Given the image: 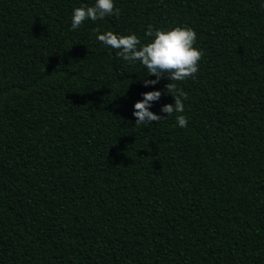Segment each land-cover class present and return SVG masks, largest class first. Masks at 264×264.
Wrapping results in <instances>:
<instances>
[{"label": "trees", "instance_id": "obj_1", "mask_svg": "<svg viewBox=\"0 0 264 264\" xmlns=\"http://www.w3.org/2000/svg\"><path fill=\"white\" fill-rule=\"evenodd\" d=\"M94 3L0 0V264H264V0H114L73 30ZM148 25L203 52L150 126L134 105L167 116L171 81L97 39Z\"/></svg>", "mask_w": 264, "mask_h": 264}, {"label": "clouds", "instance_id": "obj_2", "mask_svg": "<svg viewBox=\"0 0 264 264\" xmlns=\"http://www.w3.org/2000/svg\"><path fill=\"white\" fill-rule=\"evenodd\" d=\"M113 14L120 15V9L115 7L114 0H95L92 6H81L74 9L71 27L76 30L86 20L97 21ZM145 35L153 39L143 45L135 34L117 35L112 31H106L98 34L97 39L106 46L119 50L117 55L125 61L142 63L149 75L156 77L155 80H144L145 86H154L164 76L171 81L166 88L168 94L174 97L175 103L165 104L161 109L163 113L168 114L167 116L162 117L149 111L151 102L161 98V91L143 93V99L134 105L135 125L150 126L151 122L158 123L174 113L185 111L184 101L188 99V96L182 89H178L173 81H184L194 77L199 70L203 52L194 47L197 34L191 27L177 26L167 31H154L153 26L148 25ZM176 120L181 128L187 126L188 121L184 115H177Z\"/></svg>", "mask_w": 264, "mask_h": 264}]
</instances>
